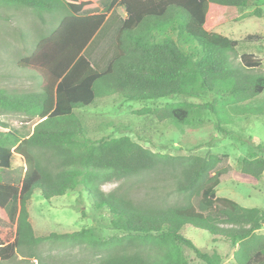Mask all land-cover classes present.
I'll use <instances>...</instances> for the list:
<instances>
[{
    "label": "trees",
    "instance_id": "obj_1",
    "mask_svg": "<svg viewBox=\"0 0 264 264\" xmlns=\"http://www.w3.org/2000/svg\"><path fill=\"white\" fill-rule=\"evenodd\" d=\"M99 1L0 0V6L23 7L51 21L47 34L39 35L31 53L17 63L38 76L37 91L18 95L0 89L1 113L37 121L24 137L0 127V211L13 225L0 226V264L17 253L35 260L32 264H51L37 254L45 241L104 249L97 264H190L185 249L204 264H221L217 251L202 252L183 236L186 226L228 241L235 264H264V209L217 196L220 178L227 173L219 169L222 157L156 153L127 136L92 140L74 114L111 96L125 102L208 96L211 101L202 106L174 103L144 113L158 123L182 127L208 109L225 136L231 134L225 128L230 123L227 107L254 105L262 97L263 105L250 114L264 117V75L250 73L261 62L248 53L238 61L234 57L243 40L256 36L234 40L215 30L218 23L237 21L252 0H108L98 11ZM115 6L126 17L105 41L107 15ZM174 29L176 40L168 34ZM238 140L248 150L232 178L256 187L264 173V146L252 137ZM14 157L22 169L8 177ZM146 177L161 178L177 200L145 204L135 202L121 186L110 192L100 189ZM76 191L86 193L95 225L103 226L106 215L110 228L123 236L100 241L92 227L37 235L28 211L31 196L50 200Z\"/></svg>",
    "mask_w": 264,
    "mask_h": 264
},
{
    "label": "rangeland",
    "instance_id": "obj_2",
    "mask_svg": "<svg viewBox=\"0 0 264 264\" xmlns=\"http://www.w3.org/2000/svg\"><path fill=\"white\" fill-rule=\"evenodd\" d=\"M115 13L121 19L124 16L121 8L117 7ZM255 13V16H251ZM50 25L48 15H43L41 20L29 9L0 6V89L18 95L37 91L40 82L38 76L29 70L20 69L17 63L20 58L31 53L39 35L47 34L46 30ZM116 28V22L110 21L105 41L114 35ZM215 30L234 40H242L248 34L255 35V40L242 41L235 50L234 57L238 61L242 54H252L261 62V66L250 73L264 75V0H252V6L243 9L237 21L218 23ZM168 34L177 39L175 29L168 30ZM258 100L254 105H234L226 108L230 123L225 128L231 133L228 136L217 129L216 120L209 111H206L208 109H203L201 113L198 111L182 127L158 123L151 115L144 113L147 109L174 103L188 102L202 106L211 101L208 96L202 99L177 96L155 102H125L120 97L111 96L96 100L93 106L76 110L74 114L92 140L127 136L156 153L195 154L202 157L209 153L217 154L222 157L219 169L227 171L226 175L220 178L216 188L217 196L232 199L247 208L264 209V173L256 187L238 183L232 178V173L239 169V163L246 157L248 150L247 145L238 139L243 136L256 138L264 146V117L250 114L256 107L263 105L262 97ZM36 123L35 119L24 114L0 112V127L16 130L23 137L32 133ZM114 124H120L123 128H114ZM131 130H135L137 135ZM21 169V163L14 157L12 167L7 172L8 177L18 176ZM119 186L122 187L121 191L128 193L135 202L171 204L177 200L170 185L158 177L106 183L101 185L100 189L110 192ZM28 211L37 235L72 233L92 227L100 241L123 236V233L110 228L106 215L103 226L94 224L93 218L88 215L89 203L85 192H69L50 200L43 199L35 193L29 201ZM82 211L85 213L84 216L81 214ZM11 224L8 218H5V213L0 211V226L13 227ZM260 233L264 234V227ZM183 236L202 252L212 254L213 250L217 251L223 258L221 264H235L233 261L235 249L228 241L214 238L207 232L190 226L184 228ZM104 252H106L104 249L91 248L83 242L69 244L45 241L38 248L37 254L51 264H97L106 254ZM184 255L190 264H204L190 250L185 249ZM35 262L33 259L23 257V253H17L12 261L6 264Z\"/></svg>",
    "mask_w": 264,
    "mask_h": 264
},
{
    "label": "crops",
    "instance_id": "obj_3",
    "mask_svg": "<svg viewBox=\"0 0 264 264\" xmlns=\"http://www.w3.org/2000/svg\"><path fill=\"white\" fill-rule=\"evenodd\" d=\"M108 3H109L108 0H103V1H99V2H97V10H98V11H101V10L103 9V7H104L105 5H107ZM117 7H118V8H121L122 11H123V13H124V16L122 17V19L119 18L118 15L115 13V9H116ZM125 17H126V14H125L123 8L120 7V6H115L114 8H112V10L110 11V13L107 15V22H110V21H112V22H116L117 27H118L119 24L125 19Z\"/></svg>",
    "mask_w": 264,
    "mask_h": 264
}]
</instances>
